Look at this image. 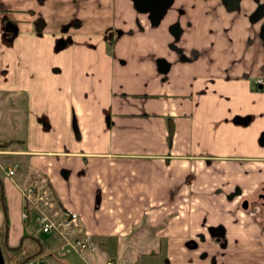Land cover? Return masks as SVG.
Segmentation results:
<instances>
[{"label": "crops", "instance_id": "crops-1", "mask_svg": "<svg viewBox=\"0 0 264 264\" xmlns=\"http://www.w3.org/2000/svg\"><path fill=\"white\" fill-rule=\"evenodd\" d=\"M256 78L264 0H0V264L28 238L24 264H264ZM28 186L91 247L40 231Z\"/></svg>", "mask_w": 264, "mask_h": 264}, {"label": "built area", "instance_id": "built-area-1", "mask_svg": "<svg viewBox=\"0 0 264 264\" xmlns=\"http://www.w3.org/2000/svg\"><path fill=\"white\" fill-rule=\"evenodd\" d=\"M255 82L264 86L262 78H256ZM7 173L11 174L12 172L9 170ZM22 194L25 202L37 211L36 222L40 231L59 235L62 247H74V250L78 252L91 247L87 237L79 236L78 216L75 212L57 207L45 189L28 186L22 191ZM26 216V211L23 209L21 218L25 219ZM105 264L119 263L107 260Z\"/></svg>", "mask_w": 264, "mask_h": 264}, {"label": "trees", "instance_id": "trees-1", "mask_svg": "<svg viewBox=\"0 0 264 264\" xmlns=\"http://www.w3.org/2000/svg\"><path fill=\"white\" fill-rule=\"evenodd\" d=\"M1 192H2V188H1V181H0V198H1ZM28 241L33 244L31 249H29L28 247H25L24 245L23 246L25 247V249L22 250L23 246L22 247L20 246L17 249V250L21 249V254H20L19 259H18V264L22 260H24L26 257H28V256L32 255L33 253H35L38 250V248H39V240H35L33 238H28ZM13 258H14V256H13L12 253H7L6 255H4V263L3 264H11V261L13 260Z\"/></svg>", "mask_w": 264, "mask_h": 264}, {"label": "water", "instance_id": "water-1", "mask_svg": "<svg viewBox=\"0 0 264 264\" xmlns=\"http://www.w3.org/2000/svg\"><path fill=\"white\" fill-rule=\"evenodd\" d=\"M133 1L135 2V4L137 5V7L140 10H142V11L146 10L148 0H133ZM6 26L8 28H10V25L9 24H6ZM73 128H74V126H73ZM74 130H75V128H74ZM262 198L264 199V196H262ZM26 260H27V257L24 260H22L19 264H23Z\"/></svg>", "mask_w": 264, "mask_h": 264}, {"label": "rangeland", "instance_id": "rangeland-1", "mask_svg": "<svg viewBox=\"0 0 264 264\" xmlns=\"http://www.w3.org/2000/svg\"><path fill=\"white\" fill-rule=\"evenodd\" d=\"M2 121H3V119H2V120L0 119V122H2ZM0 142H3V139H1V137H0ZM0 149H1V148H0ZM43 189H45V188H43ZM45 190H46V189H45ZM46 191H47V190H46ZM37 235H38L39 237H43L42 234H37ZM24 246H25V247H28L29 249H31V248L29 247V244H26V245H24ZM24 246H23L22 250L25 249ZM65 249H66V250L69 249V250L75 251V250H74V247H65ZM84 250H86V249H84ZM84 250H83V251H84ZM83 251H81V252L75 251V252H76L77 254H82ZM15 255H16V254H15ZM16 256H18V255H16ZM16 256H15V258H16Z\"/></svg>", "mask_w": 264, "mask_h": 264}]
</instances>
